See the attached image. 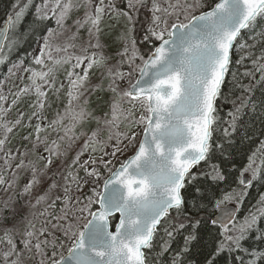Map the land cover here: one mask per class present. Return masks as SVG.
<instances>
[{
    "label": "snow or ice",
    "instance_id": "6c2138e0",
    "mask_svg": "<svg viewBox=\"0 0 264 264\" xmlns=\"http://www.w3.org/2000/svg\"><path fill=\"white\" fill-rule=\"evenodd\" d=\"M32 4L26 0L21 6L16 0L0 27V64L7 60L5 49L10 52L18 43L13 33ZM123 5L116 0H41L35 8L37 19L54 20L56 28L48 30L24 68L29 83L12 93L10 103L0 90V191L11 193L0 199V264H150L148 250L157 232L163 229L168 237L157 254L163 256L185 228L183 247L172 252L170 264H195L191 245L201 228L214 242L204 264H219L218 258L233 253H243L236 257L241 264H264V249L245 247L253 232L264 240V195L255 210L237 218L253 181H264V141L238 171L236 187L213 191L227 177L210 163L214 152L223 154L225 148L214 141L217 130L231 144L246 110L256 111V90L264 93V48L257 53L242 35L264 21V0H123ZM80 9L83 16L71 31L66 22ZM141 9L150 13L143 37L146 53L133 35ZM105 17L125 21L116 64L102 51ZM81 29L87 41L80 42ZM234 52H241L237 63H250L239 75L232 71ZM20 66L13 64L9 74ZM60 69L67 86H57ZM97 71L101 83L92 90H105L106 80L112 93L102 117L92 114L85 97L90 75ZM230 75L237 90L233 97L224 94ZM65 87L63 111L42 124L49 91L58 96ZM29 95L35 96L27 123L33 131L22 140L31 147L21 151L8 145L24 124V113L15 120L8 116ZM220 101L232 105L227 121L219 116ZM260 106L264 110V97ZM33 118L41 122L33 125ZM91 120L97 124L91 135H78ZM49 129L55 139L49 140ZM81 137L84 142L71 164L54 171L55 161L66 157ZM113 140V150L105 152ZM41 145L47 155L37 154ZM88 150L104 155L82 160ZM202 163L208 164L202 173L206 183L193 172ZM194 183L197 195L190 201L187 189ZM57 231L62 235L56 236Z\"/></svg>",
    "mask_w": 264,
    "mask_h": 264
},
{
    "label": "trees",
    "instance_id": "16d2710c",
    "mask_svg": "<svg viewBox=\"0 0 264 264\" xmlns=\"http://www.w3.org/2000/svg\"><path fill=\"white\" fill-rule=\"evenodd\" d=\"M25 2L26 0H20V5L22 6ZM15 3L16 0H0V27L3 26L4 21L7 19L8 15L12 14L13 5ZM40 3L41 0H33V4L28 8L22 20L16 26L15 32L13 33L18 43L10 52L7 50V48L5 49L7 60L3 64H0V90L2 89L5 79L9 78V76H12L9 74V69L12 68V65H21L20 68L22 69L30 66L32 61L31 55L35 47L43 40V37L47 35L48 30L56 28L54 20L37 19L35 8ZM149 17L150 13H148L144 9H141V12L138 15L135 31L133 33V35L137 39L138 47L140 48L142 53H146L148 51V46H146V44L144 43L143 37L146 34ZM262 31H264V21L258 20L254 29H252L251 31H245V33L243 34L244 42L248 44H255L256 48L254 50L257 53L261 48H264V36L260 35ZM240 55L241 52L233 53L232 71L236 72L238 75L240 73H243L246 68L250 67V63L248 61H245L243 65L237 63V61L240 59ZM126 69L127 66L125 65L123 70ZM16 70L17 69H13V72H15ZM24 82H26V84L29 83L27 76L25 77ZM89 88L92 89L91 86ZM18 90L19 89L16 88L14 91H12V93H15ZM236 91L237 90L233 87V81L230 75L224 86V94L229 97H233L236 94ZM12 93L10 95V99H12ZM64 96V93L60 94V97ZM262 97H264V93L257 89L254 94V100L257 105L256 111L252 112L246 110V114L243 117V120L238 124L237 132L233 135L231 144H229L227 139L223 137L220 129H218L214 134V141H216L217 143H223L225 148L223 150V154H221V150L215 151L212 155L210 163L218 164L225 173L227 180L226 182L220 184L218 187L213 186V191L220 192L232 187H236V178L238 171L247 164L248 157L253 152H256L260 147L261 142L264 141V110H262L260 106V100ZM54 100V96L49 99L50 102H53ZM34 101L35 96L33 95L22 97L17 106L14 107L13 117L15 116L16 118L19 113H24V122L25 120L28 121L29 114L32 112L31 104ZM54 108L55 105L53 106V108H51V111H53ZM230 110H232L231 103H225L223 101L218 102V111L221 121H227V113ZM51 111H49L48 114ZM38 122L41 121H38L35 118H33L31 121L33 125ZM26 124L27 123H25L23 127H19L18 133L25 127ZM89 126L90 125H88L87 127ZM223 126L224 125L222 124L221 127ZM87 127L78 129L77 133L79 134L80 131L85 132L87 130ZM30 129L24 132V134L26 135L27 133H31L33 130ZM52 134H55V132H52ZM22 142L27 147H31L30 141H28L27 143H25L24 141ZM14 145L15 144L12 143V145L9 147L11 148ZM53 170L55 171L54 167ZM207 170L208 164L202 163L193 172L197 173L199 180L206 183V178L202 173ZM56 178L59 179V177ZM203 186L204 183L201 184V187ZM195 187L196 185L194 183L192 185H189L187 189L188 199L190 201L194 200L197 195V193H195L194 191ZM1 193L2 191H0V194ZM262 195H264V181H253L252 187L248 190L247 195L243 199V203L239 206V214L237 218L242 220L243 217L249 213V211L255 210V207ZM2 196L3 195H1L0 197ZM192 214L195 215V213ZM174 216L175 213H173V217ZM172 222L175 223L176 220L173 219ZM261 228L264 229V221H261ZM188 231L189 228H185L176 233L175 238L171 241L170 251L163 256H158L157 254L160 251V245L165 240H168V237L164 233L163 229L158 231L156 239L154 240L153 249L148 250L150 264H170L172 252L183 247L184 238ZM256 236V232L250 234L248 240L245 241L246 248L264 249V240H258L256 239ZM213 247V236L209 234L207 228L199 229L197 240L193 241L191 245L192 251L190 253V259L195 261V264H204L206 258L208 257V254L212 251ZM241 256H243V253H233L230 256L218 258L219 264H241V260L236 258Z\"/></svg>",
    "mask_w": 264,
    "mask_h": 264
},
{
    "label": "rangeland",
    "instance_id": "374dc122",
    "mask_svg": "<svg viewBox=\"0 0 264 264\" xmlns=\"http://www.w3.org/2000/svg\"><path fill=\"white\" fill-rule=\"evenodd\" d=\"M117 4L119 7L123 8V0H116ZM83 9H80L79 11H74L71 14V17L68 19V21L66 22L67 27L71 30V31H75V26H74V21L78 18H81L83 16ZM103 31L100 34V42L103 46L102 51L103 53L110 57L109 63L110 64H116L117 61L120 59L119 56L117 55V52L120 51L123 47L122 42L120 41L119 37L121 35V33H123L125 31V21L123 19H120L119 21L116 20L115 18H108L105 17L104 23H103ZM68 33H65L64 36H59L58 37V42H62L66 35ZM80 42H84L87 41L89 39L88 37V33L86 31V29H81L80 30ZM95 41H93L94 43ZM43 40L35 47L31 57L35 56L36 54H38L40 47L42 46ZM145 43V42H144ZM77 71H80L79 69ZM124 71H127L124 70ZM15 74L12 76H9V78L5 79V81L3 82V86H2V92L5 95H8L9 97V103L11 101L10 99V95L12 93V91H14L16 88L20 89L22 87H24V85H26V82H24L25 77H28V74L24 71V69L19 68L18 70H16L14 72ZM57 77H58V84L57 86H59L60 82H63L65 84V86H67V80L65 79V71L64 69H60L57 73ZM101 83V77H100V73L94 72L93 74L90 75V81H89V85H96V84H100ZM28 84V83H27ZM103 85H104V89L103 91L96 89V90H92L89 88V91L85 94V97L87 99V101H89L88 109L92 112V114L96 117H102L104 115L105 112L108 111L109 108V104L111 102V98H112V93H110L109 91H107V81H103ZM66 92V87L65 89H62L59 93V96L54 95L51 91H49L48 94V99L46 101V106L45 109L43 110V115L45 117V119L41 122L42 124L46 125L48 123V121H51L52 119H54L57 114V112L60 110V112L63 111L64 106L67 103V97L66 95L64 97H60L61 93L65 94ZM54 96L55 100L53 102H50L49 99ZM55 105V108L53 111H51V108H53V106ZM127 107V105L125 106ZM51 111L49 114L48 112ZM14 115V108L12 110V112L9 114L8 119L10 120H15V116ZM28 123V121L25 120L24 124ZM24 124L21 126L23 127ZM88 125H90L89 127H87ZM83 127H87V130L85 131V133H87L88 135H91V131L94 130L97 127V124L95 123L94 120H91L87 123H85L83 125ZM30 128L27 127V124L25 125V127L18 133V130L16 131L14 137L12 138L10 144L8 146H11L12 143H14L15 145L12 146L11 148L15 149L17 147L20 148L21 151L24 150V146L25 144H23L22 141V137L25 136L24 132L28 131ZM31 130V129H30ZM50 135H49V140L51 139H55L56 138V133L52 134L51 129L48 130ZM120 131H127L126 128H121ZM136 131H139V129H136ZM18 134V135H17ZM30 133H27L26 135H29ZM44 133H41V135H43ZM78 134V133H77ZM79 135V134H78ZM107 135L108 133L105 131L101 137L102 140H106L107 139ZM85 137H81L80 140L76 141V143L73 145V147L71 149L68 150V155L66 157H61L60 160H56L53 167L55 169V171H63L64 168H66L69 164H71L73 157L76 155V153L78 152V150L80 149L81 145L84 142ZM25 143H27L28 141H24ZM115 145V141H110L108 142V145L105 147L104 151L105 152H111L113 150V147ZM44 146L41 145L40 148L37 150V154H43V155H47V153H45L43 151ZM129 155L131 153H128ZM102 155H104V153L100 152V151H96V152H92L91 150H88L85 155L83 157H81L82 160H88L89 157H94L97 158V160L99 159V157H101ZM104 159H109V157L104 156ZM67 162V163H66ZM115 163V161H114ZM83 171L80 170V175H83ZM106 175V173H105ZM88 191V187L84 188V192L86 193ZM76 195H80L79 193H74ZM3 195L2 197H0V199H5L7 198V195H11V193H4L2 191V193L0 194V196ZM56 236H61L62 233L60 232H56L55 233Z\"/></svg>",
    "mask_w": 264,
    "mask_h": 264
},
{
    "label": "water",
    "instance_id": "95a60500",
    "mask_svg": "<svg viewBox=\"0 0 264 264\" xmlns=\"http://www.w3.org/2000/svg\"><path fill=\"white\" fill-rule=\"evenodd\" d=\"M2 27H3V26H2ZM194 169H195V168H194ZM194 169H193V170H194Z\"/></svg>",
    "mask_w": 264,
    "mask_h": 264
}]
</instances>
